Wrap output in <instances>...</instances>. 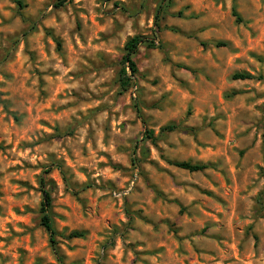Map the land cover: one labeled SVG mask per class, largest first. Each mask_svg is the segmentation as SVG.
<instances>
[{
	"label": "rangeland",
	"instance_id": "374dc122",
	"mask_svg": "<svg viewBox=\"0 0 264 264\" xmlns=\"http://www.w3.org/2000/svg\"><path fill=\"white\" fill-rule=\"evenodd\" d=\"M0 264H264V0H0Z\"/></svg>",
	"mask_w": 264,
	"mask_h": 264
},
{
	"label": "trees",
	"instance_id": "16d2710c",
	"mask_svg": "<svg viewBox=\"0 0 264 264\" xmlns=\"http://www.w3.org/2000/svg\"><path fill=\"white\" fill-rule=\"evenodd\" d=\"M170 1V0H169ZM234 15L236 17L237 21H241L240 16L235 11ZM158 16L157 13L154 15V24H157ZM147 43V44H153L152 40H148L145 37H142L140 35H134L127 39L123 45V55H122V62H123V68L121 69V74L119 76V82L122 89H125L129 84L130 76L133 75L136 72V63L134 61V54L137 50V47L141 43ZM223 43L217 42L216 45H222ZM127 70L130 72V74H127ZM254 76L250 73L246 72H239L235 73L233 75V78L235 79H250ZM167 130H172L175 128V125L168 124L165 126ZM151 135L150 131H144V137H149ZM173 165L188 170V171H197L202 170L207 167L206 164L202 163H192L190 161H174ZM40 192H41V202L39 207L40 212V225L45 229V231L48 233L49 242L52 246L55 244V230L53 228L51 216L49 213V208L51 205V195L49 191L44 187V180L40 179ZM83 235L82 231L72 230L69 232L68 237H81Z\"/></svg>",
	"mask_w": 264,
	"mask_h": 264
}]
</instances>
